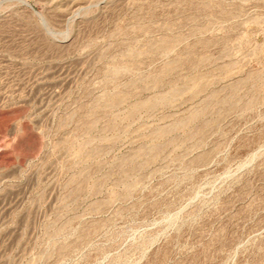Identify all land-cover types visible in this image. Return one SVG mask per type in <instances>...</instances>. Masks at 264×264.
Wrapping results in <instances>:
<instances>
[{
  "label": "rangeland",
  "instance_id": "1",
  "mask_svg": "<svg viewBox=\"0 0 264 264\" xmlns=\"http://www.w3.org/2000/svg\"><path fill=\"white\" fill-rule=\"evenodd\" d=\"M0 264H264V0H0Z\"/></svg>",
  "mask_w": 264,
  "mask_h": 264
}]
</instances>
